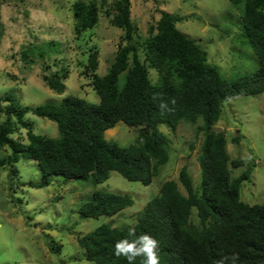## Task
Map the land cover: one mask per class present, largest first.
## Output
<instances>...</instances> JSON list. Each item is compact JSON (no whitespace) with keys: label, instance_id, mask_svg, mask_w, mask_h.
<instances>
[{"label":"trees","instance_id":"1","mask_svg":"<svg viewBox=\"0 0 264 264\" xmlns=\"http://www.w3.org/2000/svg\"><path fill=\"white\" fill-rule=\"evenodd\" d=\"M12 1L19 0H0V11L2 5ZM230 1L241 11L240 37L256 55L259 66L255 71L231 80L222 76L209 62L208 52L178 28L177 22L183 17L166 10L150 24L147 37L142 39L132 19L131 0H75L71 8L73 32L78 39L98 25L102 11L124 31L106 74L98 72L97 50L85 51L87 60L80 62L81 74L89 78L100 101L68 95L59 103L30 106L21 104L12 93L0 98V147L10 149L0 158V166L10 165L12 174L17 175L16 163L35 160L43 175L40 182H30L35 187L47 186L52 175L99 184L113 170L127 179L150 184L171 159V139L160 130L161 124L176 130L187 122L197 125V133L203 134L197 185L184 165L178 179L162 183L134 225L102 224L77 236L85 257L95 264H128L113 254L115 243L144 234L158 241L160 264H218L222 259L225 264H233V258L234 264H264V202L242 200L243 182L251 179V167L233 176L232 170L245 161L231 158L226 133L214 128L225 101L264 92V0ZM52 50L60 52L59 41L30 43L21 54L30 64L36 57L45 60ZM48 62H44L45 69L51 67ZM150 68L157 70V79ZM68 75L69 68L60 65L44 73L43 79L49 88L63 93ZM2 101L8 105L3 107ZM2 112L6 114L4 120ZM29 112L55 121L59 136L37 134L25 118ZM120 121L141 128L136 143L121 146L105 137V132ZM18 125L27 129V140L14 136ZM241 140V135L231 138L235 144ZM133 202L128 194L96 190L78 212L86 218L112 216ZM130 228L135 229L134 236H129ZM49 245L56 252L62 249L54 240ZM142 259L137 258L135 264H141Z\"/></svg>","mask_w":264,"mask_h":264},{"label":"rangeland","instance_id":"2","mask_svg":"<svg viewBox=\"0 0 264 264\" xmlns=\"http://www.w3.org/2000/svg\"><path fill=\"white\" fill-rule=\"evenodd\" d=\"M75 0H24L5 3L0 17V98L12 93L21 104L37 106L47 102L59 103L68 95H75L98 103L100 96L90 85L89 78L81 74V61L87 60L85 51L97 50L100 75L107 73L115 59L122 28L114 26L103 11L99 23L78 39L73 32ZM102 1V0H99ZM113 0H108L112 2ZM132 19L138 26V34L144 39L148 28L166 10L183 17L177 22L179 29L196 40L207 52L209 62L222 76L231 80L246 72L255 71L259 62L250 45L240 37L241 11L230 0H131ZM239 36V37H238ZM60 42V52L46 56L51 64L45 69V60L34 58L28 64L21 50L30 43L46 44L51 40ZM58 58V59H57ZM57 59V60H56ZM59 63L55 65V63ZM60 65L69 68L65 79L67 89L63 93L48 87L44 73ZM153 78L158 72L150 68ZM155 79V80H156ZM124 83L121 75L120 84ZM7 101H2L6 107ZM6 118L1 113V120ZM37 134L59 136L57 123L33 112L27 113ZM171 139V159L150 184L127 179L113 170L109 178L99 184L90 180L66 179L52 175L50 183L35 187L30 182H40L42 172L32 159H21L15 164L18 174H12L8 164L0 166V264H95L85 257V249L77 242V236L88 233L102 224L114 227L134 225L145 205L159 193L168 179H178L181 168L186 165L199 183L203 134L197 133V125L182 122L176 130L166 124L159 126ZM224 131L228 138L231 158H241L242 166L232 170L237 176L251 167V179L243 182L242 200L250 204L264 202V92L232 97L224 102L220 119L214 125ZM140 127L129 126L120 121L105 132V137L121 146L138 141ZM241 135L240 144L231 138ZM15 137L27 140V129L18 125ZM192 146V147H191ZM10 149L0 147V158ZM186 193L185 188L180 185ZM96 190L128 194L133 204L112 216L86 218L78 212ZM61 244L60 252L50 248L49 241Z\"/></svg>","mask_w":264,"mask_h":264},{"label":"clouds","instance_id":"3","mask_svg":"<svg viewBox=\"0 0 264 264\" xmlns=\"http://www.w3.org/2000/svg\"><path fill=\"white\" fill-rule=\"evenodd\" d=\"M134 235L135 229L130 228L129 236ZM157 248L158 241L150 235L144 234L131 241L127 238L118 240L114 245L113 254L117 258L123 257L128 264H135L139 257L143 258L141 264H160ZM218 264H225V260L218 261Z\"/></svg>","mask_w":264,"mask_h":264}]
</instances>
